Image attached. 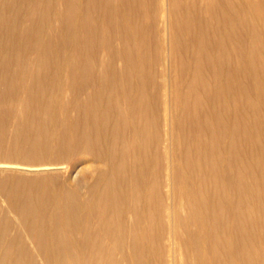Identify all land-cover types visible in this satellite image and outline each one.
<instances>
[{"label": "bare ground", "instance_id": "1", "mask_svg": "<svg viewBox=\"0 0 264 264\" xmlns=\"http://www.w3.org/2000/svg\"><path fill=\"white\" fill-rule=\"evenodd\" d=\"M0 264H264V0H0Z\"/></svg>", "mask_w": 264, "mask_h": 264}, {"label": "rangeland", "instance_id": "2", "mask_svg": "<svg viewBox=\"0 0 264 264\" xmlns=\"http://www.w3.org/2000/svg\"><path fill=\"white\" fill-rule=\"evenodd\" d=\"M165 61H163V65L165 66V68L169 65V61L167 60V58L164 59ZM168 63V64H167Z\"/></svg>", "mask_w": 264, "mask_h": 264}]
</instances>
